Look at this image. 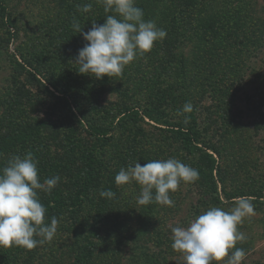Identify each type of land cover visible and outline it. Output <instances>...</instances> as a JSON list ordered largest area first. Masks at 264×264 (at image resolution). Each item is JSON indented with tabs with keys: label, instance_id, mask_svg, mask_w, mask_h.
I'll return each instance as SVG.
<instances>
[{
	"label": "rangeland",
	"instance_id": "374dc122",
	"mask_svg": "<svg viewBox=\"0 0 264 264\" xmlns=\"http://www.w3.org/2000/svg\"><path fill=\"white\" fill-rule=\"evenodd\" d=\"M2 1L13 14L17 30L16 37L9 39L6 28L0 25V96L10 93L12 89L15 73L10 56L25 54L37 41L41 42L40 38L45 41L48 21L57 10V0ZM242 1L218 0L213 5L212 0L209 9L215 15H211L212 21L204 32L193 27L196 25L191 19L192 13H189L190 19L186 20L184 27V41L179 48L185 60L186 89H181L175 80L176 74L183 69L180 66L172 68L170 74L173 76L164 85L173 83L170 88L173 101L164 109L170 123L185 124L184 116L178 112L184 105L182 97L189 96L194 121L190 119L185 125L192 128L198 142L217 149L218 155L206 151L216 160L212 177L209 176L210 166L200 160L202 152L188 154L165 126L148 120L122 119L120 110L130 103L128 98L124 99L120 94L107 92V89L104 91L103 88L99 91L93 79L91 86L81 88L88 93L95 91L91 98V102L98 104L92 112L95 123L102 120L110 123L113 120L108 125L112 127L110 139L103 148L109 174L103 176L111 186L120 190L117 210L121 219L132 223L140 220L144 207L137 203L140 186L135 181L123 186L116 185L115 176L121 168L134 165L137 161L143 165L150 160L177 158L200 173L197 182H182L179 189L170 194L173 207L157 203L148 205L151 210L144 217L152 225L149 226L152 230L142 240L147 238L145 246L149 250L148 255L151 254L160 264L163 261L166 264H184L183 257L172 248V227H187L191 220L209 207L230 210L240 197L249 198L255 211V215L245 218L239 228L247 236L245 242L237 243V247L243 248L247 254L243 264H264V0ZM173 2V6H177L181 0ZM148 60L143 58L138 68L154 65ZM134 66L129 64L124 69L125 74L130 73ZM21 79L27 87L46 96L29 77L22 74ZM118 85L117 88L124 86L122 82H118ZM182 91H185L184 95ZM47 96L50 103H44V110L48 104L52 107L56 102ZM134 96L131 98H136ZM58 107L53 106L57 122L63 120V130L59 132L71 138L74 135H68L72 132L68 128L72 116L69 111L64 108L58 110ZM72 130L77 136L80 128ZM80 134V139L88 141L82 129ZM58 144H49L42 152H49L53 160L68 149L65 145L66 148L61 150ZM122 214L127 217H122ZM74 238L67 215H64L58 221L54 239L41 244L39 258L47 264L68 263L72 259ZM121 253L122 259L117 256L120 264H127L129 249ZM33 264L39 263L33 261Z\"/></svg>",
	"mask_w": 264,
	"mask_h": 264
},
{
	"label": "trees",
	"instance_id": "16d2710c",
	"mask_svg": "<svg viewBox=\"0 0 264 264\" xmlns=\"http://www.w3.org/2000/svg\"><path fill=\"white\" fill-rule=\"evenodd\" d=\"M173 1L137 0V7L144 12V19L154 20L167 35L162 41L156 42L150 52L138 56L130 63L136 66L132 68L133 72L130 70V73L125 74V70L119 77L105 76L97 80L90 74L78 73L79 66L75 63L78 51L87 42L82 35L74 31L72 24L78 21L84 32L91 29L93 22L97 25L103 24L107 14L102 3L97 0H57V10L46 28L47 39L44 41L40 38L41 42L37 41L28 52L18 55L19 58L10 56L15 76L12 78L10 93L0 96V168L4 167L12 156H24L31 151L38 161L40 182L57 175L61 178L50 194L41 191L38 195L40 202L47 208V223L50 224L53 216L59 221L67 215L75 240L72 259L66 264H120L117 256L122 259L121 252L126 248L129 249L127 264H160L151 254L148 255L149 250L145 246L148 243L145 241L147 238L142 240L144 235L149 236L148 231L152 230V227H149L152 225H149L150 222L144 217L151 208L145 205L141 211V219L133 223L121 219L117 210L120 190L111 186L103 176L109 174L106 170L108 160L103 156V148L110 139L112 127L108 125H111L113 120L110 123L105 120L95 123L92 118V112L98 106L97 102H91L95 91L90 90L88 93L86 89L81 90L83 86H91L92 79L95 80L99 91L101 88L104 91L107 89V92L129 99L130 103L120 110L122 119L127 117L142 122L148 120L165 126L188 154L202 152L200 160L210 166L209 176L212 177L216 160L206 151L210 150L218 155L217 149L198 142L191 127L185 124H171L164 110L173 101L170 90L173 83L164 86L173 76L172 68H183L176 74L175 80L181 89H186L183 66L185 60L179 48L184 41V27L186 20L190 19L189 13H192L191 19L196 25L193 27L204 32L212 21L211 15H215L211 8L209 9L212 0H181L177 6H173ZM216 1L218 0H213V5ZM87 3L92 4L90 12L78 11V5ZM0 13V25L6 28L9 39L15 38L17 27L14 16L2 0ZM262 29L264 30V25ZM143 58H149L148 61L154 65L148 64L141 70L138 65L140 66ZM22 74L36 82L46 96L27 87L21 79ZM118 82H122L124 86L117 88ZM184 92L181 93L184 95ZM47 95L58 102L53 105L59 106L58 110L64 108L70 112L72 118L68 129L72 132L68 135H74L73 137L70 138L64 133L63 136L62 132H59L63 128V120L57 122L53 106L49 107L48 104V107L43 109L44 103H50ZM132 95L136 98H131ZM182 100L184 104L190 102L189 96H183ZM187 115L194 121L193 112ZM71 127L80 128L77 136ZM81 129L88 141L79 138ZM72 138L73 140H70ZM54 143H59L57 146L61 147V150L66 148L65 145L68 149L52 160L49 152L42 151ZM115 170L118 171V168ZM108 189L115 192L114 198L108 199L99 195L101 190ZM125 216L122 214V217ZM41 249V245L32 250L15 246L0 247V264H33V261L44 264L46 261L42 262V258H39ZM161 264L166 263L163 261Z\"/></svg>",
	"mask_w": 264,
	"mask_h": 264
},
{
	"label": "clouds",
	"instance_id": "9594fccd",
	"mask_svg": "<svg viewBox=\"0 0 264 264\" xmlns=\"http://www.w3.org/2000/svg\"><path fill=\"white\" fill-rule=\"evenodd\" d=\"M107 14L105 22H93L84 32L78 21L72 28L87 42L78 51L75 63L78 73L95 77H119L126 66L138 56L150 52L155 43L166 38V31L154 20H145L144 12L137 7V0H97ZM81 13L92 10V4L77 6ZM191 102H186L178 114L184 123L190 122L193 112ZM38 161L31 151L24 156L14 155L0 168V247H22L32 250L45 242H51L58 228V220L46 222L47 208L40 202L38 193H51L60 177L45 178L40 182ZM200 173L177 158L150 160L141 165L138 161L121 168L115 183L123 186L135 181L140 186L137 203L174 206L171 193L181 183H195ZM99 195L112 199L115 192L101 190ZM255 215L254 204L249 198L240 197L230 210L209 207L187 227L171 228L172 248L179 253L184 264H243L246 252L237 247L247 236L239 230L245 218Z\"/></svg>",
	"mask_w": 264,
	"mask_h": 264
}]
</instances>
